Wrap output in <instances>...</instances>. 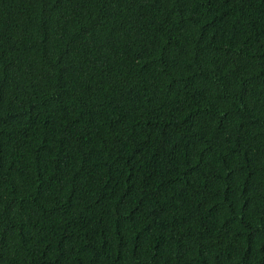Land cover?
<instances>
[{"label": "trees", "instance_id": "16d2710c", "mask_svg": "<svg viewBox=\"0 0 264 264\" xmlns=\"http://www.w3.org/2000/svg\"><path fill=\"white\" fill-rule=\"evenodd\" d=\"M0 264H264V0H0Z\"/></svg>", "mask_w": 264, "mask_h": 264}]
</instances>
